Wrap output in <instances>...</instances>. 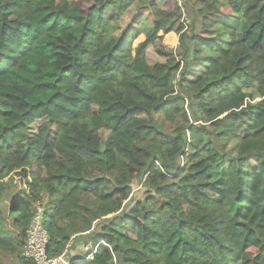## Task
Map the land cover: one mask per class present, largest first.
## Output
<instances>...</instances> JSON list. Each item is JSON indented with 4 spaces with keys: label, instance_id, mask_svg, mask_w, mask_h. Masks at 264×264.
I'll return each instance as SVG.
<instances>
[{
    "label": "trees",
    "instance_id": "obj_1",
    "mask_svg": "<svg viewBox=\"0 0 264 264\" xmlns=\"http://www.w3.org/2000/svg\"><path fill=\"white\" fill-rule=\"evenodd\" d=\"M197 1L204 34L178 0H0V252L21 254L38 205L67 264H264V0ZM133 4L151 18L117 34ZM210 14L236 25L214 39ZM13 176L27 190L7 200Z\"/></svg>",
    "mask_w": 264,
    "mask_h": 264
},
{
    "label": "rangeland",
    "instance_id": "obj_2",
    "mask_svg": "<svg viewBox=\"0 0 264 264\" xmlns=\"http://www.w3.org/2000/svg\"><path fill=\"white\" fill-rule=\"evenodd\" d=\"M179 1V5L180 8L182 9V18H181V22L183 23V27H184V31L189 32L190 31V24L192 25V21H194L195 25H196V31L200 34H204V32H202L201 27H199V23L201 21V16L199 11L201 9H203V4L200 2H198L197 0H188L189 3H186L182 0H178ZM150 19V14L148 11L145 10H141L138 8L137 4H133L131 5V7L124 12V14L122 15L121 19H120V25L118 26L117 29V34L120 33L121 30L124 31V29L126 30L127 33H129L130 29H134L136 28V26L141 22L142 19ZM191 18L193 20H191ZM205 18H207L211 23H212V27H211V33H212V38H216L217 35L223 31L224 28H233L236 23L235 21L227 16V15H219V14H210L205 16ZM177 28L178 25H174L173 28L167 32L165 35H163V37L159 40H156L154 45L151 46L145 54V58L147 61V64L149 66H154L157 63H163L164 62V58L160 57L157 55V53L155 52V49H162V50H175L177 47V41L179 39V35L177 32ZM218 39V38H216ZM204 70L201 66H199L196 63H192L191 64V68L189 73L187 74L186 78L190 81V82H196L199 78H201V76L203 75ZM248 93H251L254 96V100L253 101H246L245 102V106L252 104L255 105L256 103L259 102V98L256 96L255 90L253 88L251 89H247L246 90ZM227 114V113H226ZM226 114H224L223 116H225ZM244 120L245 123H250L251 119L247 116H244ZM42 123V121H36L34 122L31 126H29L26 130V132H21L19 135L23 136V135H27V136H34L36 133V129L37 127ZM246 124L243 123H238L234 126V130L235 133L240 136L243 137L244 135L247 134V126ZM99 136H100V150L103 151L105 150L106 145L109 143L110 141V133L107 130L101 129L99 130ZM233 136L232 135H224L222 137V143H224L226 146V148H232V152H234V142L232 140ZM232 164L231 161H227L226 165L224 167V169L220 172L214 175L212 181H211V188L210 190L207 192V194L209 196L213 195V191L215 188L218 187L219 184L223 183L224 179H225V174L226 171L228 169V167ZM246 166L247 164L244 163ZM25 180H21L18 177H8L6 179L3 180L4 183H7V187H10L8 190L9 193L5 196V199L9 200V198L11 196H13L14 194H16L18 191H20V189H24L27 190L26 186L24 185ZM7 190V191H8ZM140 191V187L139 186H134V192L137 194ZM7 200H5L3 202V204L5 205V203L7 202ZM36 208H41L43 210L42 207L36 205ZM35 208V210H36ZM8 227L10 230H12L14 232V230L11 228L10 222L8 221L7 223ZM131 238H135V233H133L132 231H126ZM23 248V247H22ZM19 256L17 255H12V254H8V253H3L0 252V263L2 264H19Z\"/></svg>",
    "mask_w": 264,
    "mask_h": 264
},
{
    "label": "built area",
    "instance_id": "obj_3",
    "mask_svg": "<svg viewBox=\"0 0 264 264\" xmlns=\"http://www.w3.org/2000/svg\"><path fill=\"white\" fill-rule=\"evenodd\" d=\"M49 240V234L43 224V210L36 208L25 233L20 257L34 264H67L64 259L66 251L57 258L48 256ZM70 245L71 243L68 246ZM85 249L88 251L89 247Z\"/></svg>",
    "mask_w": 264,
    "mask_h": 264
},
{
    "label": "crops",
    "instance_id": "obj_4",
    "mask_svg": "<svg viewBox=\"0 0 264 264\" xmlns=\"http://www.w3.org/2000/svg\"><path fill=\"white\" fill-rule=\"evenodd\" d=\"M85 251H87V250L85 249Z\"/></svg>",
    "mask_w": 264,
    "mask_h": 264
}]
</instances>
